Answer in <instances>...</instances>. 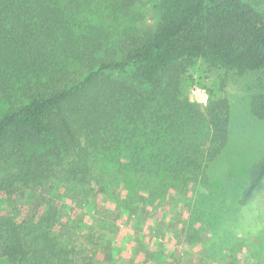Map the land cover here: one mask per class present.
I'll return each mask as SVG.
<instances>
[{"label": "trees", "instance_id": "trees-1", "mask_svg": "<svg viewBox=\"0 0 264 264\" xmlns=\"http://www.w3.org/2000/svg\"><path fill=\"white\" fill-rule=\"evenodd\" d=\"M134 3L0 0V259L10 264H97L66 232L88 194L116 212L173 203L188 224L202 221L198 195L228 146L231 108L215 88L204 107L190 102L182 78L197 61L263 73L264 8L159 0L156 24L138 27L118 16ZM251 113L264 119V94ZM263 182L264 160L238 203Z\"/></svg>", "mask_w": 264, "mask_h": 264}, {"label": "rangeland", "instance_id": "rangeland-1", "mask_svg": "<svg viewBox=\"0 0 264 264\" xmlns=\"http://www.w3.org/2000/svg\"><path fill=\"white\" fill-rule=\"evenodd\" d=\"M253 1L264 8V0ZM158 3L135 0L118 16L131 26L152 27ZM195 88L207 96V89L215 88L231 108L228 146L209 165V186L198 195L204 205L196 221H202L188 224L191 214L173 203L135 214L116 212L109 201L88 194L70 207L66 232L97 264H264V182L247 204L238 203L254 166L264 160V119L251 113L254 98L264 94V72L238 76L197 61L182 78V92L194 103ZM191 229L199 236L192 239ZM0 264L10 263L0 259Z\"/></svg>", "mask_w": 264, "mask_h": 264}, {"label": "built area", "instance_id": "built-area-1", "mask_svg": "<svg viewBox=\"0 0 264 264\" xmlns=\"http://www.w3.org/2000/svg\"><path fill=\"white\" fill-rule=\"evenodd\" d=\"M192 96L194 97V101L199 105H206L208 101V96L205 90L195 88L192 91Z\"/></svg>", "mask_w": 264, "mask_h": 264}]
</instances>
